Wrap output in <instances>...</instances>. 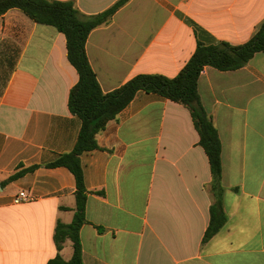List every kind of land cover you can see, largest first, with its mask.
I'll list each match as a JSON object with an SVG mask.
<instances>
[{
	"label": "crops",
	"instance_id": "crops-1",
	"mask_svg": "<svg viewBox=\"0 0 264 264\" xmlns=\"http://www.w3.org/2000/svg\"><path fill=\"white\" fill-rule=\"evenodd\" d=\"M58 1L93 16L119 0ZM263 23L264 0H130L86 52L110 93L138 75L174 78L199 43L243 45ZM78 81L62 32L17 8L0 15V264L72 258V241L59 252L55 232L74 219L76 178L46 165L77 143ZM199 93L222 143L226 225L203 242L212 173L190 111L140 91L97 135L100 149L81 156L85 264H264V52L239 70L206 67ZM21 166L39 168L9 180ZM21 192L31 200L15 203Z\"/></svg>",
	"mask_w": 264,
	"mask_h": 264
},
{
	"label": "trees",
	"instance_id": "trees-1",
	"mask_svg": "<svg viewBox=\"0 0 264 264\" xmlns=\"http://www.w3.org/2000/svg\"><path fill=\"white\" fill-rule=\"evenodd\" d=\"M130 0H119L103 13L84 15L73 1L58 0H0V15L11 9L22 10L32 20L41 25L55 27L67 39L68 58L79 74V81L69 96L70 111L82 121V128L74 149L63 154L47 168L65 167L75 176L77 182L76 209L71 224L59 222L55 232V243L62 251L67 240L73 243V255L65 260L59 253L48 264H85L81 229L88 223L87 201L90 191L85 185L82 154L100 149L97 135L104 131L108 123L132 102L140 91L157 94L184 105L191 113L195 128L200 136L199 144L209 159L213 204L210 208V224L203 242H208L226 225L228 217L224 209L225 189L222 184L223 162L222 143L212 117L204 108L199 93V79L206 67L220 71H235L245 67L257 53L264 52V23L256 35L247 43L232 46L228 43L205 45L199 43L194 55L182 71L174 78L163 75H138L119 89L103 92L97 75L91 66L86 44L91 32L112 20L117 11ZM39 166L20 170L9 180H15Z\"/></svg>",
	"mask_w": 264,
	"mask_h": 264
},
{
	"label": "built area",
	"instance_id": "built-area-1",
	"mask_svg": "<svg viewBox=\"0 0 264 264\" xmlns=\"http://www.w3.org/2000/svg\"><path fill=\"white\" fill-rule=\"evenodd\" d=\"M31 200V197L26 192H21L15 197V203H22Z\"/></svg>",
	"mask_w": 264,
	"mask_h": 264
}]
</instances>
